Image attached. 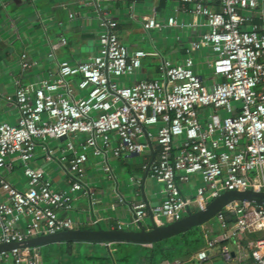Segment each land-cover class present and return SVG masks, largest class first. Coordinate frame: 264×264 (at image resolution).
I'll return each mask as SVG.
<instances>
[{
    "label": "built area",
    "instance_id": "built-area-1",
    "mask_svg": "<svg viewBox=\"0 0 264 264\" xmlns=\"http://www.w3.org/2000/svg\"><path fill=\"white\" fill-rule=\"evenodd\" d=\"M180 1L186 11L204 16L208 29L190 41L182 62L161 59L159 77L130 85L119 81L134 74L148 52L130 50L116 31L117 20L103 16L94 55L75 63L60 61L37 84L17 83V121L0 122V242L76 228L77 196L88 197L90 210L98 201L87 178L91 157L114 179L110 156L156 150L142 169L160 184L162 200L153 206L135 200L127 226L140 225L149 207L153 220L162 224L205 208L226 190H264V0ZM176 25L173 15H142L145 30ZM204 48L213 54L207 66L221 77L211 86L195 70L193 53ZM35 63L22 53L23 69ZM52 139L66 141L53 145ZM38 148L45 161L63 168L66 187L57 188L44 167L32 164ZM14 159L21 164L26 188L3 173ZM194 177L200 183L187 195L182 186ZM249 232L253 264H264V203L231 200L205 223L206 244L196 258H210L219 241L239 244ZM221 253L228 263L237 257L225 244ZM0 258L41 264L43 254L41 246L13 247L0 252Z\"/></svg>",
    "mask_w": 264,
    "mask_h": 264
},
{
    "label": "crops",
    "instance_id": "crops-1",
    "mask_svg": "<svg viewBox=\"0 0 264 264\" xmlns=\"http://www.w3.org/2000/svg\"><path fill=\"white\" fill-rule=\"evenodd\" d=\"M70 12L74 13L73 17L69 16ZM144 14H154L158 19H166L173 15L176 16L178 25L161 30H145L142 26ZM103 16L117 20L116 31L130 50L142 48L148 52L135 75L119 78V81L126 85L140 78L159 77L161 59L182 62L187 55L186 48L190 41L208 29L205 17L186 11L180 0H0V122L17 121L19 112L14 94L18 82L37 84L42 78L49 77L50 72H55L60 61L68 60L75 63L97 52L100 21ZM157 30L161 32L176 30L175 41L169 42L167 35L164 38H156L152 32ZM22 53H26L28 58L36 63L30 68L23 69L20 64ZM193 55L196 60L195 70L206 84L211 86L214 81L221 80V77L215 76L207 66L206 59L213 56L210 49L194 51ZM199 57L203 62H199ZM57 141L53 142V145L64 143V139ZM153 154H156L155 149L141 155L110 156L109 162L115 173L114 179H107L111 181L110 183L103 180L102 174H97L100 166L97 159L91 157L87 178L96 190L95 196L98 201L90 210L88 197L82 194L77 196L73 212L77 221L76 228L95 227L98 223L105 228H117L119 223L122 228L139 227L133 224L126 225L133 217L132 203L142 199L153 206L160 203L163 197L161 186L154 185V180L148 173L145 176L146 171L142 169V163L151 160ZM32 164L44 167L52 175L57 188L67 186L63 168L54 162L45 161L40 148ZM12 165V168H4L3 173L15 186L26 188L20 162L14 159ZM132 176L140 181L131 179ZM199 183V178L194 177L189 184H183L182 189L185 194L192 195ZM116 187L117 192L114 191ZM120 197L123 200H119ZM81 211L89 212L90 218H81L79 216ZM148 217L150 221L146 222ZM92 219H97L98 223H93ZM142 224L145 226L151 224L150 212ZM204 225L205 223L202 225L203 228ZM216 229L217 227L214 228ZM241 242L238 244L229 241L224 244L228 245L236 258H240ZM81 244L58 242L41 247L57 245L58 249L66 247L73 251L75 245ZM249 244L252 246L251 238ZM112 246L113 244L107 246L109 252H112ZM221 247H215L213 250L222 255ZM76 252H79V249ZM0 264H12V261L0 258ZM41 264H44L43 258ZM50 264L70 263L55 259Z\"/></svg>",
    "mask_w": 264,
    "mask_h": 264
},
{
    "label": "water",
    "instance_id": "water-1",
    "mask_svg": "<svg viewBox=\"0 0 264 264\" xmlns=\"http://www.w3.org/2000/svg\"><path fill=\"white\" fill-rule=\"evenodd\" d=\"M64 138V137H63ZM154 158V154L152 159ZM148 172H145V176ZM240 199L253 201L255 203H264V190H226L217 197L213 198L209 204L199 210L189 211L178 220L162 224L156 223L152 219L151 224L145 226L142 223L137 228H105L99 223L95 227H79L66 229L56 233L39 234L23 241L0 242V252L7 251L13 247L25 246H45L58 242H87L95 244H110L116 242H139L145 245H151L156 241L173 236L186 231L198 225L210 221L215 214L231 200ZM234 254V252H232Z\"/></svg>",
    "mask_w": 264,
    "mask_h": 264
},
{
    "label": "trees",
    "instance_id": "trees-1",
    "mask_svg": "<svg viewBox=\"0 0 264 264\" xmlns=\"http://www.w3.org/2000/svg\"><path fill=\"white\" fill-rule=\"evenodd\" d=\"M214 5H216L214 3ZM233 216L228 215L229 220ZM202 225L195 226L173 236L156 241L151 245L139 242H116L113 243V250L110 252L113 264H159L163 260L174 262V264H194L198 259L196 253L201 249L206 239ZM215 234L218 229L214 230ZM252 234L249 232L241 239L245 245ZM235 241V239L219 241L215 247L220 248L224 243ZM214 247V248H215ZM42 254H43V247ZM248 264H253L254 259L250 253Z\"/></svg>",
    "mask_w": 264,
    "mask_h": 264
},
{
    "label": "rangeland",
    "instance_id": "rangeland-1",
    "mask_svg": "<svg viewBox=\"0 0 264 264\" xmlns=\"http://www.w3.org/2000/svg\"><path fill=\"white\" fill-rule=\"evenodd\" d=\"M156 38H164L165 35H167V38L169 39V42L175 41V34L176 30L173 31H154L152 32ZM134 73L133 75H135ZM128 76V75H127ZM223 114V112H222ZM66 140H64L65 142ZM57 143L58 141L53 139L52 143ZM61 142V141H60ZM62 143V142H61ZM139 158V157H138ZM98 175H103V180L107 181V183H110V180H107L105 174L103 173L102 169L100 168V171L97 173ZM154 185H160L155 180L153 181ZM79 216L81 218L88 219L89 212H80ZM90 218V217H89ZM165 222L167 219H165ZM150 218H146V222H149ZM134 227V226H133ZM251 238V237H250ZM249 238V240H250ZM249 240L247 241V245L244 244V240L241 242L242 249L240 252V258H236L230 263L225 259L224 256H222L219 253H215L213 250L212 255L210 258L199 261L197 260L194 264H248L245 260L249 259L250 253H251V246L249 244ZM79 249V252H76V250ZM59 250V251H58ZM242 257V258H241ZM60 261L62 259L63 262L70 263V264H113V260L111 259L110 252L107 246L104 245H91L87 242L82 243L81 245H75L73 248V251L68 250L66 247H59L57 245L47 246L43 248V260L44 264H50L54 260Z\"/></svg>",
    "mask_w": 264,
    "mask_h": 264
}]
</instances>
